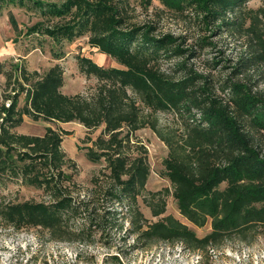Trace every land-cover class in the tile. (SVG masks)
<instances>
[{"label":"trees","instance_id":"obj_1","mask_svg":"<svg viewBox=\"0 0 264 264\" xmlns=\"http://www.w3.org/2000/svg\"><path fill=\"white\" fill-rule=\"evenodd\" d=\"M30 1L60 21L52 26L37 23L28 32H41L57 42L88 34L89 43L121 67L104 68L81 58V72L99 81L96 91L87 95L61 91L60 65L42 76L21 69L22 80L16 77L13 93L0 103V181L21 179L48 193L50 201L0 203V223L56 234L68 218L82 212L84 203L74 199L67 185L72 178L63 169L70 160L62 150L63 135L68 133L52 127L43 135L17 133L28 116L34 121H76L89 131L104 127L88 148V160L106 162L112 201L132 208L142 196L156 217L166 212L167 205L164 198L155 202L160 193L147 190L148 150L133 140L145 127L158 135L169 150L165 176L181 215L198 227L210 221L212 231L199 238L180 220L166 215L142 233L147 240L181 241L201 249L234 236L264 234V154L253 133L264 132V95L254 91L245 77L250 68L264 70V4L253 10L247 7L250 0H159L173 11L195 10L213 27L212 33L231 31L244 41L245 59L215 79L190 62L210 43L199 42V50L183 48L181 38L158 34L155 24L133 23L125 0ZM12 76L7 75L9 85ZM21 93L25 94L22 107ZM160 112L178 118V134L160 127L155 116Z\"/></svg>","mask_w":264,"mask_h":264},{"label":"rangeland","instance_id":"obj_2","mask_svg":"<svg viewBox=\"0 0 264 264\" xmlns=\"http://www.w3.org/2000/svg\"><path fill=\"white\" fill-rule=\"evenodd\" d=\"M50 1L61 3L65 0ZM125 1L133 23L155 24L158 34L170 33L181 38L183 48L199 50V42L210 43L204 46L203 54L190 61L198 72L218 79L230 72L241 58L245 59L247 50L241 38L226 30L212 33L213 27L206 25L195 10L173 11L159 0ZM262 4L264 0H250L247 7L255 10ZM59 21V17L43 14L30 0H0V103L13 93L16 77L22 80V68L42 76L51 67L60 65L64 69L61 91L67 95H87L96 91L99 81L81 72V58H88L104 68L121 67L112 57L93 47L88 34L73 41L57 42L41 32H28L37 23L52 26ZM169 65L165 63V67ZM8 74L13 75L10 85ZM245 77L254 91L264 95L263 69L250 68ZM24 104L25 94L21 93L19 106ZM143 111L149 114L147 109ZM155 116L164 130L174 134L181 131L180 121L172 112H160ZM47 127L68 133L63 135L62 150L70 160L63 169L72 178L67 185L74 199L84 203L82 212L68 218L64 228L56 234L44 228L16 230L0 223V264H264V234L257 232L246 238H226L218 245L201 249L191 248L181 241H149L143 236L150 224L166 215L180 220L199 238L212 231L210 221L198 227L181 215L172 195L173 187L165 176L168 147L150 127L138 130L133 141L137 140L148 150L151 172L146 188L150 193H160L155 202L164 198L167 205L160 217L154 216L142 196L138 198L137 207L132 208L112 201L108 194L111 180L105 170L106 162H91L86 156L104 127L89 131L76 121L44 122L25 116L15 131L43 135ZM253 133L264 154V132ZM27 200L49 202L50 197L44 190L29 186L21 179L0 181V203Z\"/></svg>","mask_w":264,"mask_h":264},{"label":"built area","instance_id":"obj_3","mask_svg":"<svg viewBox=\"0 0 264 264\" xmlns=\"http://www.w3.org/2000/svg\"><path fill=\"white\" fill-rule=\"evenodd\" d=\"M8 106V105H7Z\"/></svg>","mask_w":264,"mask_h":264}]
</instances>
